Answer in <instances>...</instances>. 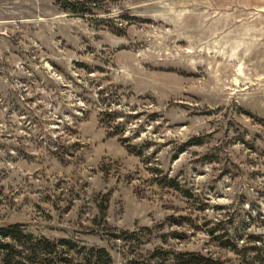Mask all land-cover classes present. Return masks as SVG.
I'll return each instance as SVG.
<instances>
[{"label": "rangeland", "instance_id": "1", "mask_svg": "<svg viewBox=\"0 0 264 264\" xmlns=\"http://www.w3.org/2000/svg\"><path fill=\"white\" fill-rule=\"evenodd\" d=\"M13 222L58 244L18 264H264V0H0Z\"/></svg>", "mask_w": 264, "mask_h": 264}, {"label": "trees", "instance_id": "2", "mask_svg": "<svg viewBox=\"0 0 264 264\" xmlns=\"http://www.w3.org/2000/svg\"><path fill=\"white\" fill-rule=\"evenodd\" d=\"M2 239H9L10 241L2 242ZM25 241L29 244L25 252H22V250H18L15 247L16 245L26 244ZM0 245H2V247H10L12 250H14V257L23 253V257L17 258V260H14V257L6 258L7 260L4 262V264L24 263L25 261L33 260V258L37 256H56L58 253V244L55 241L47 238L44 235L33 236L30 232H26L25 229L21 227L19 222H13L4 226H0ZM177 256L181 264L216 263L213 259L202 256L195 252H179ZM83 258H85L88 263L97 264L102 261V259L106 264L110 262V257L104 249H97L94 255L89 252L88 254L84 255ZM132 264H140V262L133 261Z\"/></svg>", "mask_w": 264, "mask_h": 264}]
</instances>
